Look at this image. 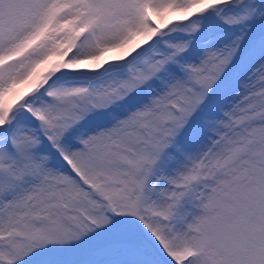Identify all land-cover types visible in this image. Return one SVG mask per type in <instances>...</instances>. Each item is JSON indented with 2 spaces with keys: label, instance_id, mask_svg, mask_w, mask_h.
<instances>
[{
  "label": "snow or ice",
  "instance_id": "6c2138e0",
  "mask_svg": "<svg viewBox=\"0 0 264 264\" xmlns=\"http://www.w3.org/2000/svg\"><path fill=\"white\" fill-rule=\"evenodd\" d=\"M0 264H264V0H0Z\"/></svg>",
  "mask_w": 264,
  "mask_h": 264
}]
</instances>
